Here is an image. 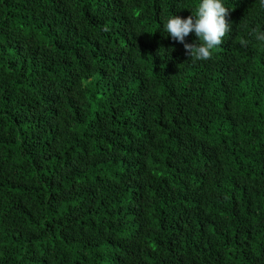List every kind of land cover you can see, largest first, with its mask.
Wrapping results in <instances>:
<instances>
[{"label":"trees","instance_id":"trees-1","mask_svg":"<svg viewBox=\"0 0 264 264\" xmlns=\"http://www.w3.org/2000/svg\"><path fill=\"white\" fill-rule=\"evenodd\" d=\"M199 3L0 0V264H264V7Z\"/></svg>","mask_w":264,"mask_h":264},{"label":"clouds","instance_id":"clouds-1","mask_svg":"<svg viewBox=\"0 0 264 264\" xmlns=\"http://www.w3.org/2000/svg\"><path fill=\"white\" fill-rule=\"evenodd\" d=\"M260 5L264 7V0H260ZM230 10L223 0H200L195 12L188 17L172 15L165 24V30L173 41L183 45L185 55L194 62L210 60L213 50L219 49L224 37L232 31ZM108 30L103 28V31ZM193 33L197 41L186 42V37ZM251 34L256 40L264 42V31L253 29ZM240 44L246 47L248 41L242 39Z\"/></svg>","mask_w":264,"mask_h":264}]
</instances>
